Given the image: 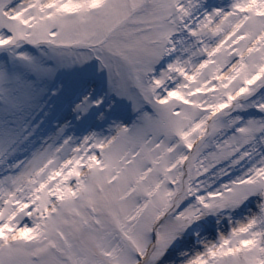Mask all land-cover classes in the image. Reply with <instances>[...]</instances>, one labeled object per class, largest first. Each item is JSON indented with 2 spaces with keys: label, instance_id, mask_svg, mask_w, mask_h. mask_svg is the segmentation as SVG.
I'll list each match as a JSON object with an SVG mask.
<instances>
[{
  "label": "snow or ice",
  "instance_id": "1",
  "mask_svg": "<svg viewBox=\"0 0 264 264\" xmlns=\"http://www.w3.org/2000/svg\"><path fill=\"white\" fill-rule=\"evenodd\" d=\"M0 264H264V0H0Z\"/></svg>",
  "mask_w": 264,
  "mask_h": 264
}]
</instances>
